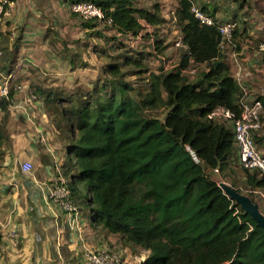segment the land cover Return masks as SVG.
<instances>
[{"label":"trees","instance_id":"1","mask_svg":"<svg viewBox=\"0 0 264 264\" xmlns=\"http://www.w3.org/2000/svg\"><path fill=\"white\" fill-rule=\"evenodd\" d=\"M66 1L94 2L122 35L138 37L164 20L157 8L139 7L136 0ZM234 1L238 8L244 4ZM193 4L177 0L182 46L173 67L148 68L149 52L120 53L108 56L106 76L98 75L90 89L69 92L68 108L59 111L73 158L74 173L66 181L72 200L89 210L93 221L148 250L139 264H264L263 228L215 177L237 149L232 122L208 116L218 106L239 112L242 87L219 31L220 24L235 21L221 22L215 7L202 5L211 23L201 22ZM142 35L152 38L149 32ZM161 48L157 41L156 49ZM259 61L264 65V51ZM193 64L205 68L188 79L184 73ZM126 66L146 80L145 91L126 79ZM256 97L264 105V94ZM7 103L3 100L1 109ZM161 107L163 118L151 114ZM214 169L218 172L210 174ZM243 174L247 188L264 193L263 175L247 168Z\"/></svg>","mask_w":264,"mask_h":264},{"label":"crops","instance_id":"2","mask_svg":"<svg viewBox=\"0 0 264 264\" xmlns=\"http://www.w3.org/2000/svg\"><path fill=\"white\" fill-rule=\"evenodd\" d=\"M69 4L13 0L10 19L0 25V73H12L18 86L11 90L6 109L0 107V264H83L85 247L109 248L120 253L126 264H139L148 250L143 259L138 257L128 246L132 244L93 221L89 210L79 205L74 220L48 199L51 180L57 174L66 179L74 173L70 146L61 129L66 122L60 110L50 109L49 104L62 97L58 86L75 83L88 67L96 71L95 50L99 54L104 47L90 43L95 37L103 39L98 29L108 24L81 18ZM96 45L100 51L92 49ZM232 50L234 60L239 55L242 61L237 60L236 71L239 66L243 76L251 74L250 69L264 74V65L242 47L236 50L234 44ZM248 80L243 77L244 89L252 86ZM251 81L264 94V78L260 84ZM31 93L37 100L30 99ZM255 142L264 152V126ZM23 161L32 164L29 172L21 170ZM233 163L239 164L237 149L228 166Z\"/></svg>","mask_w":264,"mask_h":264},{"label":"rangeland","instance_id":"3","mask_svg":"<svg viewBox=\"0 0 264 264\" xmlns=\"http://www.w3.org/2000/svg\"><path fill=\"white\" fill-rule=\"evenodd\" d=\"M193 3L198 8L202 5H206L208 9L215 7L216 11L214 12V16L221 22L226 20L235 21V36L234 39L231 40L232 44L226 40L223 41V50L226 55V60L230 65L231 72L236 78H239L238 80L242 85V88H244L242 84L243 77H249L248 82L252 85L251 88L244 85L246 86V90L249 91V97H256L259 95L261 91L254 89V82L251 80L256 79V82H259L260 84L262 82V78H264V74L255 70H253V73L250 69L251 74L247 73L243 76L242 71L240 75L237 76L236 68L239 55L238 58L234 60V53L232 49L234 44L237 45L238 48L242 47L247 54H250V57L252 56L251 58H253L255 62H259L262 52L258 49V45L260 42L264 41V0H244V4L241 8H238V2L234 0H193ZM136 5L150 9L157 8L159 10V14L164 19L163 22L155 27L146 26L141 31V35L138 37L118 34L108 24L101 26L98 31L103 36V39L95 37L94 40H92L94 43H90V46L98 44L100 46L103 45L102 47H104V53L99 52L98 54L95 50L97 53L96 55H98L99 58V61L93 62L96 71L88 67L87 73L78 77L75 83H72L70 86L65 85V87L58 86V91H61L58 95H61L62 97L56 99L57 101L55 104L58 106L50 103V109L54 110L57 108V110H62L63 108H68L69 103L67 99L70 96L68 95L70 90L79 89L81 92H86V90L91 88V82L98 75L101 77L106 76V74L102 73V68L103 64L112 60L108 56L112 57L120 53L134 55L137 51L149 52L150 55L146 57L145 62L146 66L152 70H159L160 67L169 69L178 63L181 49L173 42L181 35L179 31V22L175 17L177 0H136ZM144 32H149L152 38H145L142 35ZM111 39L112 41L110 42L109 40ZM157 41L161 42V52L156 49ZM94 48L100 51L97 45L92 47V49ZM238 48L236 47V50ZM190 68H195V71L199 72L205 67L203 65L193 64ZM123 69L128 73L126 75V79L131 81L140 91H145L146 80L130 74L134 70L131 66H126ZM195 71L194 73L185 72L184 74L188 79H193L196 75ZM258 74L261 75V77H258ZM151 114L158 116L159 118H163L165 109L162 107L157 108L153 110ZM225 171L226 174L222 172L218 174L216 173L215 175L219 176L222 181H224V184L229 185L235 192L248 198L253 204H255L258 211L264 216V193L261 190H251L245 186L243 168L239 164L233 163L230 164L228 169ZM117 236L123 238L120 234H117ZM128 246L134 251H137L136 254H138V257L141 256L142 259L144 258V248L133 244ZM129 254L131 255L130 252ZM132 254L134 255V253Z\"/></svg>","mask_w":264,"mask_h":264},{"label":"built area","instance_id":"4","mask_svg":"<svg viewBox=\"0 0 264 264\" xmlns=\"http://www.w3.org/2000/svg\"><path fill=\"white\" fill-rule=\"evenodd\" d=\"M13 0H0V25L6 24L12 15ZM70 11L77 14L87 21H104L111 23L110 19L104 17L103 11L94 2L76 1L69 4ZM195 16L204 23L210 24L211 18L205 15L193 4L191 7ZM234 22H225L219 25V31L222 39L231 41L232 31L235 27ZM178 47L182 46L180 37L173 41ZM258 49L264 51V41L260 42ZM2 51L0 50V56ZM191 67V66H190ZM188 68L186 72L194 73L195 68ZM240 67L237 69V76L240 75ZM239 78H237L238 80ZM239 81V80H238ZM18 87L13 81V75L10 72L0 73V103L3 100H9L10 91ZM242 87V86H241ZM31 100H37L34 93H31ZM239 112L235 113L229 108L218 106L214 108L208 116L218 118L223 121L232 122V131L234 142L237 148L238 163L242 168L249 170L256 169L260 175L264 176V152L261 151L256 142L255 135L263 128L264 105L257 97H249V91L242 88V95L238 100ZM41 140L45 137L41 136ZM32 164L29 161L21 163V170L29 172ZM58 170V169H57ZM218 172L217 169L212 171ZM218 183H224L219 176H215ZM48 199L51 203L60 207L63 211L73 216L75 220L79 215V205L71 197L67 181L60 174L51 180L47 190ZM83 264H126L120 253L109 248H89L85 247L81 251Z\"/></svg>","mask_w":264,"mask_h":264},{"label":"water","instance_id":"5","mask_svg":"<svg viewBox=\"0 0 264 264\" xmlns=\"http://www.w3.org/2000/svg\"><path fill=\"white\" fill-rule=\"evenodd\" d=\"M210 174H213V172L210 171ZM220 186L226 194L235 200V202H237L239 205L241 204L240 207L244 209L245 212L249 213L256 221V224L262 227L264 230V216L258 211L255 204H253L248 198L235 192L229 185H226L222 182L220 183Z\"/></svg>","mask_w":264,"mask_h":264}]
</instances>
